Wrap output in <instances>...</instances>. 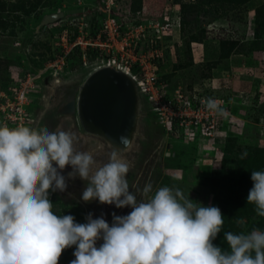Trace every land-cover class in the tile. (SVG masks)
<instances>
[{"label": "rangeland", "instance_id": "rangeland-1", "mask_svg": "<svg viewBox=\"0 0 264 264\" xmlns=\"http://www.w3.org/2000/svg\"><path fill=\"white\" fill-rule=\"evenodd\" d=\"M198 1L116 0L117 6L110 15L123 24V34L129 39L128 42L121 39L106 42L117 55H132L129 61L141 55L151 61L157 59V55L163 56L161 66L165 79L162 83L172 95L181 88L182 94L183 90L188 91L183 94L187 98L196 88V93L201 91L205 96L208 92L209 97L216 99L222 97L215 95L223 87L218 82L225 79L218 80L220 74L214 76V70H211V64L215 66L220 59L218 42L227 41L236 46L235 54L231 55L232 73L229 76L231 82L242 80V85L235 92L227 90V104L232 107L221 108L222 101L218 99L219 104L211 109L217 113L215 121L224 127L218 126L214 136L199 135L193 142L186 143L168 135L155 114L150 112L146 121L149 139L135 169L126 177L130 192H134L138 200L144 199L142 190L150 184L149 196L167 186L180 189L185 197L205 207H218L224 224L213 244L229 250L225 232L247 234L253 229L264 230V217L257 215L255 205L248 204L247 198L241 199L244 185L249 183V187L252 183L251 172L264 171V9L260 13L259 37L253 45L249 42L254 37L255 10L264 5V0H251L245 6L203 0L198 8L181 10V3ZM102 6V0H0V126L16 123L32 129L47 97L48 88L43 85L45 77L68 78L107 57L109 48L99 56L100 48L94 54L92 46L84 47L86 41L97 39L107 17ZM52 14L62 16L45 23L46 17ZM165 16L171 22L179 16L181 28L176 22H172L174 27L165 28ZM78 36L84 37L82 48L78 46L82 57L78 52L72 53L76 48L72 45L78 41ZM191 37L203 41L190 43ZM125 44L128 46L123 50ZM82 49L89 52L87 65ZM254 49L259 51L253 52ZM212 77L218 82H204ZM237 99L247 107L236 109L238 114L231 112L228 116L224 110L234 109L239 104L238 101L233 103ZM9 128L14 126L11 124ZM71 171V166L61 171L67 183L66 191L50 190L54 214L72 215L76 223L83 224L91 213L93 219L103 216L111 225L113 213L117 216L130 213L129 207L103 211L98 200L84 203L81 196L87 182L78 177L68 179ZM102 243L98 240L96 246ZM74 251L75 246L65 249L59 264H70L75 259Z\"/></svg>", "mask_w": 264, "mask_h": 264}, {"label": "clouds", "instance_id": "clouds-1", "mask_svg": "<svg viewBox=\"0 0 264 264\" xmlns=\"http://www.w3.org/2000/svg\"><path fill=\"white\" fill-rule=\"evenodd\" d=\"M216 106L208 101V108ZM76 143L68 131L0 126V264H59L72 246L70 264H264V231L225 232L229 250H222L213 244L224 224L218 207H205L167 186L149 196L150 184L138 200L130 192V165L121 151L103 162L77 150ZM120 143L127 147V137ZM67 166L68 179L87 182L84 203L98 200L129 207L130 213H113L111 225L91 213L83 224L72 215L54 214L49 193L66 191L61 171ZM251 180L247 203L264 217V171L251 172Z\"/></svg>", "mask_w": 264, "mask_h": 264}, {"label": "water", "instance_id": "water-1", "mask_svg": "<svg viewBox=\"0 0 264 264\" xmlns=\"http://www.w3.org/2000/svg\"><path fill=\"white\" fill-rule=\"evenodd\" d=\"M61 16L49 15L44 22ZM43 85L48 93L34 129L72 132L77 150L91 152L103 162L112 151H121L130 165L128 174L135 169L149 139L150 110L131 73L117 65L97 63L68 78L46 77ZM121 137H127V147L120 143ZM101 208L116 209L115 205Z\"/></svg>", "mask_w": 264, "mask_h": 264}, {"label": "built area", "instance_id": "built-area-1", "mask_svg": "<svg viewBox=\"0 0 264 264\" xmlns=\"http://www.w3.org/2000/svg\"><path fill=\"white\" fill-rule=\"evenodd\" d=\"M102 2V9L104 13L107 14V17L103 20L100 32L96 37L97 39L90 38L92 41H86L87 45L85 44L84 47L87 49L88 46H92L94 48V54H97L98 48H100L97 54L99 56L103 55V50H106L105 48H109V51L106 53L107 57L102 58L100 62L120 66L134 76L139 83L142 93L146 97L151 113L155 114L158 121L165 130H167L168 135L177 137L186 143H191L199 135L206 137L214 136V132L216 133L218 126L224 127V125H219V123L215 121L217 113H214L213 110L208 108L207 104L209 100L219 104L217 100L220 99L223 106L221 108H226V105L227 109L230 108L229 104H227L229 92L226 90V92H224L223 89H221L219 93L215 92V95L218 94L222 96L217 99L211 96L209 97L208 92H205V96H202L201 91L196 93L197 89L195 87V89L193 88L195 92L192 91V95H189L190 97L186 96L187 98H185L183 94L188 91L183 90L184 93L182 94L181 88L176 90L175 94H170L162 83L164 73L162 71L161 59L163 56L160 57V55H157V59L151 61L145 59V55H141L136 57L137 59H131V61H129L128 58L132 55L128 54L130 57H121V55H117L115 51L111 49V45L106 42L107 40L118 41L121 39L123 42H128L129 38L128 35L123 34V24L116 17L110 15L112 9L117 6L116 0H102ZM164 22L165 28L169 29L174 27L175 25L172 22H176L177 26L181 28V19L179 16L173 19L172 22L168 16H165ZM139 28L144 32L142 26H139ZM157 31H159V29H157ZM77 39L78 41L72 45V48L83 46L81 40H83L84 37L78 36ZM127 46L128 44L122 45L123 50H125ZM82 52L84 64L87 65L89 52L88 50L85 51V49H82ZM136 65H138V67L135 68ZM53 67H56V65ZM68 70L67 68L66 71ZM205 81L210 80H204V82ZM184 99H186V101ZM227 109L224 110V113L226 112L228 116L232 115V111ZM20 126L21 125H19V127Z\"/></svg>", "mask_w": 264, "mask_h": 264}, {"label": "trees", "instance_id": "trees-1", "mask_svg": "<svg viewBox=\"0 0 264 264\" xmlns=\"http://www.w3.org/2000/svg\"><path fill=\"white\" fill-rule=\"evenodd\" d=\"M221 1H224L225 3H227V4H229V6L231 5V4H233V5H236V6H245V5H247L251 0H221ZM203 3V0H199L197 3H195V2H193V3H181L180 5H181V10H186V9H195L196 8V6H197V8H198V4H202ZM262 9H264V5H262V6H260V7H258V8H256V14H255V21H254V24H255V29H254V37H253V40L252 41H249V42H252L251 44L253 45L254 43H255V41H257V39H258V37H259V28H260V26H261V23H260V13H261V11H262ZM182 23H183V21H182ZM201 41H203V39H201V40H198V39H196V37H191V39H190V43H194V42H199V43H201ZM234 42V41H233ZM194 44H197V43H194ZM218 44H219V46H220V59L217 61V64L215 65V66H213V64H211V70L213 71L214 69H216V68H218L224 61H226V60H229L230 58H231V55L232 54H235L234 53V51H235V45H234V43H230V42H227V41H224V42H222V41H219L218 42ZM76 50V51H75ZM80 48L79 47H76L75 49H73V51H72V53H76V52H78L79 53V55L82 57V54L80 53ZM191 51V49L189 48V52ZM253 52L254 51H259V50H257V49H254V50H252ZM71 53V54H72ZM82 60V59H81ZM190 60H191V57H190ZM81 63H82V61H81ZM83 65V64H82ZM7 67H8V64L6 65ZM212 71H211V74H212ZM167 75H165V77H166ZM164 78V77H163ZM165 79V78H164ZM164 82V81H163ZM165 83V82H164ZM168 88V87H167ZM168 90V89H167ZM168 92H169V90H168ZM170 94H171V92H169ZM233 103H235L236 104V102H233ZM240 104V107L238 106V105H236V106H234L233 108L234 109H232V113H234V114H238V110H236V109H241V108H246L247 107V105L245 104V103H243V102H240L239 103ZM253 118V117H252ZM257 119H258V116H257ZM256 169H258V168H256ZM247 183V182H246ZM248 185H249V183H247ZM247 184L246 185H244V187H243V196H242V201L244 200V199H246L247 198V196H248V193H249V190L252 188V186H253V182L250 184V188L249 187H247ZM264 231V230H263Z\"/></svg>", "mask_w": 264, "mask_h": 264}, {"label": "crops", "instance_id": "crops-1", "mask_svg": "<svg viewBox=\"0 0 264 264\" xmlns=\"http://www.w3.org/2000/svg\"><path fill=\"white\" fill-rule=\"evenodd\" d=\"M254 13V12H253ZM201 45V44H200ZM203 46V45H202ZM203 56H205V52H204V55ZM238 57H244V58H246V56H244V55H237ZM233 57V56H232ZM232 57L229 59V60H226V61H224L218 68H216V69H214V76H216L217 74H220V75H217L218 77H217V79L218 80H220L221 81V77H225V79H223L222 80V82H218V81H216V79H215V77H212V78H209L210 79V81H214V82H218V83H220L221 85H223V87H222V89H223V91H231V90H233L234 92L235 91H237V90H239V89H237L238 87H240L241 85H242V80H240V79H235V80H232V82H231V79H230V76H229V74H231L232 73V62H233V59H232ZM202 59L203 58H201L200 59V62H202ZM221 72V73H220ZM223 72L224 73H228V75L227 76H225V74L223 75ZM230 72V73H229ZM226 77H228V78H226ZM254 85H252V87H253ZM233 94V93H232ZM234 95V94H233ZM243 102L242 100H240V99H237V100H235V102ZM238 105H240V104H238ZM229 107H232V105H230V103H229ZM242 109V108H241ZM232 111V110H231Z\"/></svg>", "mask_w": 264, "mask_h": 264}, {"label": "flooded vegetation", "instance_id": "flooded-vegetation-1", "mask_svg": "<svg viewBox=\"0 0 264 264\" xmlns=\"http://www.w3.org/2000/svg\"><path fill=\"white\" fill-rule=\"evenodd\" d=\"M49 76H52V75H49ZM53 77V76H52ZM46 78V77H45ZM18 110V109H17ZM36 121H37V119H35V122H34V124H33V128L32 129H34V127H35V124H36ZM13 125L14 126V128H17V127H19L16 123H10V125ZM10 125L8 124V127H10ZM13 128V129H14Z\"/></svg>", "mask_w": 264, "mask_h": 264}]
</instances>
